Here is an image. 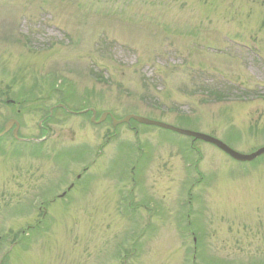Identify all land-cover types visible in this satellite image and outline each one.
Here are the masks:
<instances>
[{
    "label": "rangeland",
    "instance_id": "374dc122",
    "mask_svg": "<svg viewBox=\"0 0 264 264\" xmlns=\"http://www.w3.org/2000/svg\"><path fill=\"white\" fill-rule=\"evenodd\" d=\"M59 102L250 153L264 0H0V264H264V154Z\"/></svg>",
    "mask_w": 264,
    "mask_h": 264
},
{
    "label": "water",
    "instance_id": "95a60500",
    "mask_svg": "<svg viewBox=\"0 0 264 264\" xmlns=\"http://www.w3.org/2000/svg\"><path fill=\"white\" fill-rule=\"evenodd\" d=\"M60 106H64L62 104H60ZM95 114V111H94ZM108 113L103 114L102 118H104ZM112 116V115H111ZM113 120H114V124L117 123H122V122H129L130 119H135L136 121L143 123V124H147V125H155V126H159L161 128H165V129H169L187 136H191L194 139H200L209 143H212L214 145H216L218 148H220L221 150H223L224 152H226L228 155H230L232 158L239 160V161H251L255 158H257L258 156L264 154V146L258 148L256 151L246 154V153H242L239 152L235 149H233L232 147H230L228 144H226L224 141L220 140L219 138L212 136L210 134L204 133V132H199V131H194V130H190V129H185V128H181L163 121H159V120H155V119H151L148 117H144V116H139L136 114H130L125 116L122 119H115L112 116ZM16 123L18 126V122L16 120L11 119L5 126L3 133L7 132L8 129L10 128V126L13 123ZM16 129H15V133H16Z\"/></svg>",
    "mask_w": 264,
    "mask_h": 264
}]
</instances>
